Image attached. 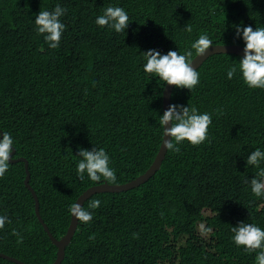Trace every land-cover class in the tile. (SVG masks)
Returning <instances> with one entry per match:
<instances>
[{
  "label": "trees",
  "instance_id": "trees-1",
  "mask_svg": "<svg viewBox=\"0 0 264 264\" xmlns=\"http://www.w3.org/2000/svg\"><path fill=\"white\" fill-rule=\"evenodd\" d=\"M57 3L67 9L66 27L50 49L33 21ZM110 4L128 11L125 31L94 23ZM235 24L264 26V0H0V130L15 139L13 158L28 159L41 217L55 238L68 231L69 206L85 190L132 181L160 152L167 84L143 72V51L184 52L202 32L210 47L243 45ZM191 53L190 61L198 54ZM241 57L211 54L195 69L191 91L175 86L172 103L212 114L206 141L169 151L162 169L137 188L90 197L84 207L101 203L90 222H79L61 264H255V252L230 239L242 220L264 228V197L247 183L257 169L245 165L251 150L264 149V89L248 88L239 72L227 78ZM93 145L108 152L115 181L77 177L78 146ZM26 175L25 162L11 160L0 175V215L7 216L0 252L51 264L58 248L36 215ZM0 264L18 263L0 256Z\"/></svg>",
  "mask_w": 264,
  "mask_h": 264
},
{
  "label": "clouds",
  "instance_id": "clouds-1",
  "mask_svg": "<svg viewBox=\"0 0 264 264\" xmlns=\"http://www.w3.org/2000/svg\"><path fill=\"white\" fill-rule=\"evenodd\" d=\"M66 11L65 7L57 3L52 10H39L35 15L34 31L43 35L50 49L60 46L61 36L66 27L61 17ZM94 23L100 27L107 26L108 29L120 33L125 31L129 24V13L119 5L110 4L102 10V14L95 17ZM234 29L235 34L243 41V56L239 58L238 64L228 67L226 76L231 79L239 72L240 78L248 88L264 89V26L253 29L251 25L235 24ZM185 30L191 31V26H186ZM212 44L213 41L209 34L202 32L184 52L169 49L165 53L156 48H149L143 51L142 70L150 74L151 78H157L163 86L165 84L175 85L177 88H187L191 91L199 83V73L192 67V62L189 60L191 50L194 49L196 53L202 55ZM211 120L210 112L200 111L189 104L172 103L171 98V103L162 114L158 113V129L162 138V147L166 151L175 153L179 151L180 145L186 142L192 145L201 144L208 137ZM166 136L167 140H165ZM14 146L13 135L10 132L1 131L0 175L8 169L10 153L13 152ZM76 156L79 157L75 166L78 178L83 179L86 175L93 181H99L102 177L105 180L115 181L111 158L103 147L93 145L91 149H86L78 146ZM262 164H264V149L261 147L254 148L245 157V165L257 169L256 174L247 180L251 192L257 197H264V167H261ZM100 203L99 199H93L87 207H84L75 202L69 206V212L78 222L87 223L92 220L93 210L99 207ZM6 220V215H0V228L4 227ZM231 233L230 239L237 247L243 246L245 251L255 252V264H264V228L242 220L231 227Z\"/></svg>",
  "mask_w": 264,
  "mask_h": 264
},
{
  "label": "water",
  "instance_id": "water-1",
  "mask_svg": "<svg viewBox=\"0 0 264 264\" xmlns=\"http://www.w3.org/2000/svg\"><path fill=\"white\" fill-rule=\"evenodd\" d=\"M215 53H235L238 55L243 56V45L241 44H216L212 47H209V49L205 50V52L200 55L197 54L192 60V67L194 69H197L199 66L202 65V63L211 55ZM175 85H167L165 89V94H164V109L168 107V105L171 103V98H172V93ZM167 126V125H166ZM1 132V130H0ZM168 137H165V140H167ZM17 152V150L14 148L13 152L10 154V160L11 162H18V161H24L25 162V168H26V178H25V184L29 188V190L33 193V197L36 202V213L39 216V221L42 223L46 233L49 235L53 243L57 246V256L56 259L53 263L51 264H61L62 261L64 260V253H65V247L69 245L71 242L73 236L77 232L79 222L76 220L75 217H71V223L69 226L68 231H66L65 235L61 238H55L51 231L48 228V225L44 222L43 218L40 216V210H39V201L38 197L36 195V192L34 188L30 185V170H29V162L26 157H19V158H13L14 154ZM169 151H166L163 147H161V150L159 154L156 156L154 162L150 165V167L147 169V171L138 176L136 179L125 183V184H110L106 181L104 182H98L96 185H92L89 187L87 190H85L82 195L77 199V203L84 205V203L93 195H96V193H103V192H125L134 188L139 187L140 185H143L146 183L152 176H154L160 169L166 155L168 154ZM0 256L11 260L13 262H16L18 264H27L26 262L16 258L12 257L10 255H5L0 252Z\"/></svg>",
  "mask_w": 264,
  "mask_h": 264
},
{
  "label": "rangeland",
  "instance_id": "rangeland-1",
  "mask_svg": "<svg viewBox=\"0 0 264 264\" xmlns=\"http://www.w3.org/2000/svg\"><path fill=\"white\" fill-rule=\"evenodd\" d=\"M198 230H199L201 233H204V232H205V231H204V224L199 225ZM204 234H206V233H204Z\"/></svg>",
  "mask_w": 264,
  "mask_h": 264
}]
</instances>
